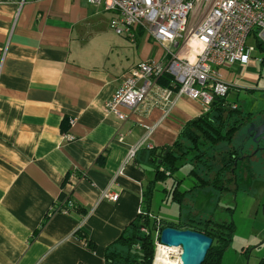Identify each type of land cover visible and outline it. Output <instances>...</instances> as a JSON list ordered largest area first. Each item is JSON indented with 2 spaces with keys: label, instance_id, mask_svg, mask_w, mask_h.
<instances>
[{
  "label": "crops",
  "instance_id": "crops-1",
  "mask_svg": "<svg viewBox=\"0 0 264 264\" xmlns=\"http://www.w3.org/2000/svg\"><path fill=\"white\" fill-rule=\"evenodd\" d=\"M114 16L86 0H0V264H105L108 248L145 214L151 154L205 114L185 98L167 115L154 108L120 122L106 113L124 75L156 60L142 33L134 42L115 35ZM263 65L257 48L247 66L220 70L234 85L230 104L240 105L230 95L244 86L260 106ZM244 111L262 122L263 109ZM148 131L155 150L129 159ZM108 189L117 202L102 199ZM69 203L68 213L51 212Z\"/></svg>",
  "mask_w": 264,
  "mask_h": 264
},
{
  "label": "built area",
  "instance_id": "built-area-1",
  "mask_svg": "<svg viewBox=\"0 0 264 264\" xmlns=\"http://www.w3.org/2000/svg\"><path fill=\"white\" fill-rule=\"evenodd\" d=\"M86 1L115 15L110 22L115 35L134 42L142 33L165 50L159 61H143L130 69L106 101V113L120 122L134 114H148L154 108H161L167 115L182 98L199 101L204 113L209 112L214 99L227 97L234 86L220 70L232 69L236 64L248 65L257 50L248 46L249 38L264 47V0ZM150 135L148 131L142 141L132 146L129 159L140 150H155ZM65 139L75 140L69 135ZM101 197L110 202L119 200L118 194L109 189ZM68 206L66 213L73 204ZM153 219L157 221L153 232L155 264L160 248L174 247L160 243V220ZM177 249L181 250L177 254L180 260L182 248Z\"/></svg>",
  "mask_w": 264,
  "mask_h": 264
},
{
  "label": "trees",
  "instance_id": "trees-1",
  "mask_svg": "<svg viewBox=\"0 0 264 264\" xmlns=\"http://www.w3.org/2000/svg\"><path fill=\"white\" fill-rule=\"evenodd\" d=\"M257 48L264 51L259 42ZM226 98H215L209 112L189 122L171 147L160 152L157 157L151 154V158L156 161L153 178L144 193L146 216L139 215L124 234L108 248L105 264H153L156 250L153 232L157 228V221L148 218V214L160 220L161 230L171 227L210 237L213 244L203 264H222L225 251L234 237V222L210 218L199 222L190 220L167 223L151 212V206L154 194L159 190L166 192L172 202L181 206L184 205L185 196L196 188L212 187L221 196L232 192L237 188V171L240 164L242 172L251 174V159L256 155H246L242 150L244 143L242 146H235L233 141L242 129L249 128L255 117L246 113L242 105L234 107ZM260 116L264 122V112ZM246 138L245 134V142ZM187 166L190 167L187 177L192 178L196 186L192 190L181 192V181H175L173 177ZM68 205L55 207L51 212L65 210ZM49 217V214L46 215L45 221ZM142 229H146L148 234H144ZM79 239L85 238L80 235ZM86 242L88 249L93 250L91 242ZM258 264H264V258Z\"/></svg>",
  "mask_w": 264,
  "mask_h": 264
},
{
  "label": "rangeland",
  "instance_id": "rangeland-1",
  "mask_svg": "<svg viewBox=\"0 0 264 264\" xmlns=\"http://www.w3.org/2000/svg\"><path fill=\"white\" fill-rule=\"evenodd\" d=\"M144 36L148 38V35ZM149 43L150 56L156 59L155 61H159L165 53L164 48L157 43ZM248 46L257 47V41L253 37L249 38ZM258 70L264 79V65ZM241 87L234 88L236 91H233L235 94L230 95V100L238 101L248 112L257 113L260 108L264 110V97L261 96L258 107L253 103L250 93L243 89L245 87ZM255 94L254 97L257 98L261 93ZM248 129H242L233 142L235 146H242L244 143L245 154L249 152V155L256 157L251 161V174L242 172L241 164L239 165L237 188L232 192L221 196L212 187L192 190L196 183L192 178L187 177L190 170L187 166L173 177V180L181 181L179 185L181 192L192 190L185 196L184 205L172 202L171 197H168L163 190H159L152 201V212L167 223L190 220L199 222L210 218L216 221L234 222L236 228L234 237L225 251L222 264H258L264 258V142L257 145L253 142L247 143L248 140L251 141ZM245 134L248 137L247 142L244 141ZM147 217L153 220L149 214ZM142 232L145 234L143 229ZM174 252L171 254V259L178 263L177 254L179 255L180 252Z\"/></svg>",
  "mask_w": 264,
  "mask_h": 264
},
{
  "label": "water",
  "instance_id": "water-1",
  "mask_svg": "<svg viewBox=\"0 0 264 264\" xmlns=\"http://www.w3.org/2000/svg\"><path fill=\"white\" fill-rule=\"evenodd\" d=\"M252 142H264V122L251 123L248 129ZM160 243L167 247L182 248L181 264H203L213 240L203 234L166 227L161 231Z\"/></svg>",
  "mask_w": 264,
  "mask_h": 264
},
{
  "label": "bare ground",
  "instance_id": "bare-ground-1",
  "mask_svg": "<svg viewBox=\"0 0 264 264\" xmlns=\"http://www.w3.org/2000/svg\"><path fill=\"white\" fill-rule=\"evenodd\" d=\"M174 251H178L180 252L181 250L177 248H160L157 255H156V261L155 264H180V260L179 262H175L174 260H172V255ZM175 253V252H174ZM181 253V252H180Z\"/></svg>",
  "mask_w": 264,
  "mask_h": 264
},
{
  "label": "flooded vegetation",
  "instance_id": "flooded-vegetation-1",
  "mask_svg": "<svg viewBox=\"0 0 264 264\" xmlns=\"http://www.w3.org/2000/svg\"><path fill=\"white\" fill-rule=\"evenodd\" d=\"M247 129H248V128H247ZM248 134H249V133H248ZM247 138H248V137H247ZM249 139H251V138H250V134H249ZM247 140H248V139H247ZM249 141H250V140H248V142H247V141H246V142H247V143H251V142H252V139H251L250 142H249ZM255 145H256V144H255ZM244 147H245V146H244ZM256 148H258V147L256 146ZM242 150H243L244 152L246 151V149H244V148H243Z\"/></svg>",
  "mask_w": 264,
  "mask_h": 264
}]
</instances>
